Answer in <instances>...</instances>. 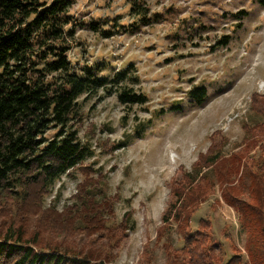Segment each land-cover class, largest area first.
<instances>
[{
	"label": "rangeland",
	"instance_id": "rangeland-1",
	"mask_svg": "<svg viewBox=\"0 0 264 264\" xmlns=\"http://www.w3.org/2000/svg\"><path fill=\"white\" fill-rule=\"evenodd\" d=\"M137 2L150 23L133 24L128 0H70V62L106 67L109 75L131 67L138 79L128 86L147 101L123 106L114 94L99 102L85 97L83 116L74 127L89 153L31 206L50 207L60 215L86 201L99 208L96 214L111 227L128 213L133 228L118 236L116 249L106 253L101 248L94 258L104 264H163L167 254L156 231L172 198L171 182L192 171L199 154L215 142L219 146L214 152H240L245 163L255 161L254 169L250 163L247 169H234L230 189L213 184L216 177L210 173L202 182L210 191L187 229L195 230L200 219H208L223 256L221 264L233 254V246L243 255L239 264H246L249 232L238 221L233 206L238 203L227 199L231 192L239 204L253 201L248 191L255 180L251 170L264 168V137L254 144L247 138L257 133L255 122L264 121V0ZM91 21L106 32L91 31ZM222 35L229 38L226 45L217 42ZM197 85L206 91L198 105L188 97ZM171 226L167 235L174 241L178 235L175 224ZM94 236L95 231L90 239ZM81 249L88 254L87 246ZM106 254L111 259L106 260Z\"/></svg>",
	"mask_w": 264,
	"mask_h": 264
},
{
	"label": "trees",
	"instance_id": "trees-1",
	"mask_svg": "<svg viewBox=\"0 0 264 264\" xmlns=\"http://www.w3.org/2000/svg\"><path fill=\"white\" fill-rule=\"evenodd\" d=\"M128 5L133 24L150 23L141 3L128 0ZM69 7L70 0H0V264H104V260L94 258L99 250L104 248L110 253L120 244L118 236L133 228L128 213L117 227L108 226L96 214L99 208L86 201L80 200L81 205L60 215L50 207L42 210L31 206L89 153L74 127L83 116L85 97L99 102L114 94L123 106L147 101L142 92L128 86L138 79L131 67L109 75L106 67H78L70 62L67 39L74 30L68 28L72 19ZM88 27L93 32H106L96 22L91 21ZM228 40L222 35L217 42L226 45ZM188 94L198 105L204 101L206 91L197 85ZM256 97L253 92V108ZM253 128L257 133L247 135L249 140L264 137V121L255 122ZM218 146L210 143L193 163V170L171 182L172 198L156 231L157 239L164 240L167 254L163 264L222 262L210 221L200 219L195 230L187 227L210 191L202 186L205 178L216 177L213 184L219 188L223 184V189L234 188L230 174L243 166L247 169L248 163L254 169L255 161L245 163V156L237 151L221 156L214 152ZM251 174L255 180L248 191L253 201L239 204L231 192L227 200L238 203L233 205L239 212L238 221L249 232L250 247L244 248L246 264H264V168L261 172L251 170ZM238 194L235 192V196ZM74 197L80 199L79 194ZM173 223L178 236L171 241L167 232ZM88 225L91 236L95 231L92 239ZM85 246L88 254L81 249ZM233 250L224 264H239L243 259L236 246ZM105 259H111V255L106 254Z\"/></svg>",
	"mask_w": 264,
	"mask_h": 264
}]
</instances>
